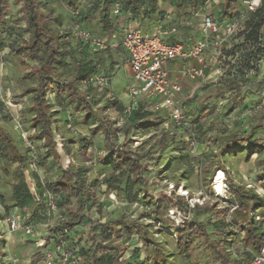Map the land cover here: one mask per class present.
I'll return each mask as SVG.
<instances>
[{
  "label": "rangeland",
  "instance_id": "1",
  "mask_svg": "<svg viewBox=\"0 0 264 264\" xmlns=\"http://www.w3.org/2000/svg\"><path fill=\"white\" fill-rule=\"evenodd\" d=\"M6 1L8 9L0 24V126L12 138L21 157L25 158V179L30 188L35 187L37 181L44 184L55 182L60 178L61 170L67 165L80 174L79 184L86 194L83 199L85 204L83 214L86 217L99 224L119 219L142 223L148 241L155 243L154 249L137 236L114 234L104 244L117 248V264H217L203 239H194L188 252L183 255L178 253L175 246L176 236L173 235L194 216L193 210L196 206L199 208L207 206L211 209L197 214V219L206 225L210 238L213 240L218 237L226 238L230 241L225 247L230 258L238 264H249L248 247L242 243V234L238 230L234 231L231 226L224 227L223 233L220 234L221 230L214 231L215 227L210 226L214 216L221 219L229 213V218L226 217L224 220L228 225L232 213H236L237 223L246 220L244 210L238 208L230 212L221 199L212 198L210 182L214 173L220 169L227 179L226 183L231 181L249 193L252 189L249 190L247 186L264 191L262 184L256 180V175L262 171L261 160L264 155L252 153L248 156L246 150L236 154L231 150L233 155L222 152L225 137L230 134L247 133L264 113V86L260 80L243 84L240 96L232 98L233 93L229 92L225 85L236 75V71L230 62L231 59L224 55V50L221 51L218 59L209 65L208 73L211 77L201 84L190 99L183 95L178 97L180 103L186 106L188 118L196 126L194 130L196 146L193 151L190 147V136L176 130L166 122V119L157 118L153 122L159 124L153 127L143 126L131 133L127 139L118 132L116 145L140 156L148 155L144 160L147 169L146 192L135 188L136 201L130 202L125 195V185L119 182L121 179L125 181L128 174L124 168L114 167L113 160L103 147L101 133L91 134L96 124L94 116L87 115L86 111L67 95L53 96L48 90L45 96L58 160L52 159L42 142L35 138L38 128L30 123L33 112L29 90L35 87L36 80L33 77L24 78L25 70L20 65L22 55L10 51L11 47L25 45L29 33L22 18L21 4L16 0ZM87 1H80L82 12ZM39 6L44 14L54 16L57 20L61 17L59 8L68 15L67 22L62 19L56 20L57 22L55 21L49 29L60 36L59 45L62 49L66 50V47L76 49L73 52L74 57L81 59V52L78 51L79 41L73 38L70 30L71 11L63 7L61 0H52L49 4L40 2ZM82 21L83 16L80 19L81 25ZM262 36L264 41V31ZM41 59L42 54L39 53L35 59L24 61L30 70L39 66ZM65 61V66L55 67L53 75L67 80L76 78L73 58H66ZM252 76L253 74H247L245 78L252 80ZM112 84L118 93L123 95L126 87L133 84V79L123 74L122 77L112 80ZM76 85L92 106L94 114L106 118L118 129L123 127L128 112L136 106L128 104L126 112L120 114L109 102L105 89H100L96 85L86 86L79 79ZM139 102L143 103L146 110H152L147 102L138 100ZM163 133L169 135L170 141L157 156L154 152ZM250 143L264 145V129L256 131ZM15 171L16 165L10 154L0 156V233L6 231L3 224L6 208L16 204L12 198ZM35 175L38 177L37 180ZM145 194L148 197H144ZM167 198L170 202L165 201L167 210L163 211L160 208L162 212L160 218L153 215L152 208L145 203L147 199L155 204L158 200ZM197 199L200 201L199 204L196 203ZM260 201L264 203V198H260ZM66 203L67 209L75 210V200ZM177 203L188 205V210L192 211L184 215L176 207ZM195 204L196 206L191 209ZM65 218L64 212H59L57 216L51 218L49 230ZM21 234L18 233L16 236L19 240L12 236L7 244L0 235V264H11V258L17 259L15 264H27L30 259L33 261L32 264L39 263L35 260L37 257L35 252L44 249L45 246L37 249L32 238ZM86 238L85 234H80L76 239H82L83 242ZM51 243L50 241V246Z\"/></svg>",
  "mask_w": 264,
  "mask_h": 264
},
{
  "label": "trees",
  "instance_id": "2",
  "mask_svg": "<svg viewBox=\"0 0 264 264\" xmlns=\"http://www.w3.org/2000/svg\"><path fill=\"white\" fill-rule=\"evenodd\" d=\"M21 4L22 18L25 22L26 31L29 33V39L22 46L11 47L10 51L16 55H22L20 60L21 67L25 70L24 78L33 77L36 80V85L29 90L32 98L31 111L33 116L30 123L33 127L38 128V134L36 139L41 141L46 148L48 155L52 156L55 161L58 160L56 147L54 143V135L51 128V120L48 111V105L45 101L46 92L50 90L52 94L56 96L67 95L69 98L75 101L76 105L83 108L87 115L94 116L95 126L91 130V134L101 133L102 143L104 149L114 162L116 169L124 168L128 174L126 180L121 179L119 182L125 185L124 191L127 199L130 202L136 201V194L134 189L138 188L142 192H146L147 189V169L144 164V160L148 155L140 156L138 154L125 151L121 146L116 145L115 139L118 132H121L124 139H127L131 133L141 129L143 126L153 127L158 122L153 121L157 118L165 120L163 114L153 111H148L144 108L143 103L139 102L132 110L128 112L127 118L121 129L114 127L113 123L104 117H99L94 114L92 106L88 102L85 96H83L77 89L76 81L79 79L81 83L87 80L95 74H101L98 72L97 67L92 65L87 59L92 54L98 55L99 53H92L85 43L79 42L81 59L74 57V49L72 47H66L62 49L59 45L60 36L52 33L49 27L55 23L56 18L44 14L40 10V2H48L50 0H16ZM81 0H62L63 5L70 11L80 9ZM207 0H172L175 7V13L181 15L196 11L198 8L204 6ZM240 0H219V11L217 13V20H234L239 19L245 15L244 20L241 23V30L238 31L233 38L231 47L223 49L224 55L231 59L232 65L236 75L225 85V88L233 93L232 98L240 96L243 90V82L247 81V73L249 71H256L257 64L263 58L264 44L262 43V30L264 28V0H261L260 5L251 12H246L245 9L237 11L235 4ZM118 4L120 7L121 16L129 14L131 19L133 16H139L143 4H146L150 10L154 11L158 5V0H95L86 5L87 17L92 13L98 11L100 16V23L104 30H111V21L115 18L111 13L112 6ZM8 9V3L6 0H0V24H2L6 11ZM146 13V12H145ZM84 13L80 10L79 21ZM1 46V45H0ZM41 53L42 59L39 66L28 69L25 59H35L37 55ZM102 53V52H101ZM66 58H73V67L75 70V77L71 79H60L53 75V70L56 66H65ZM108 78L110 76L102 74ZM237 77L239 79H237ZM261 83L264 86V77L261 79ZM92 86V85H89ZM108 88V87H107ZM107 88L105 89L107 91ZM107 93V92H106ZM109 102L114 105L116 111L120 114H124V109L117 100L110 98ZM171 125V124H170ZM264 129V113L258 117V122L249 128L247 133L242 134H230L223 139L222 152L226 154L240 153L243 150L248 152V156L252 153H256L260 156L264 155V145L251 144L250 139L253 137L256 131ZM170 141V137L167 133H163L157 143V149L154 154H159L166 148ZM232 150V151H231ZM6 153L10 154L14 164L16 165L14 184L12 185V198L15 201V205L6 208V213L9 209L16 208L21 213L27 214L29 209L33 206L34 211L28 214L32 218L44 217L45 212L38 207L33 194L30 191V186L25 179L24 162L25 158L21 157L18 150L13 144L12 138L5 132L0 126V156H6ZM262 171L256 175V180L262 184L264 188V157L261 160ZM36 180H37V175ZM81 178L79 172L74 171L71 167H66L61 170L60 178L53 183L44 184L43 182H36V188L39 194L43 191V186L50 189L53 193H60V200L56 201V205L60 210H63L66 218L53 225L50 228V233L62 232L63 229L67 230L64 239L69 240L70 244L80 234L86 235V240L83 242L79 240L78 253L81 256L84 264H117L116 247H112L109 244L104 243L112 238V236L119 233L133 237L137 236L144 243L150 244L151 248L155 246L154 242H150L147 239L146 229L142 223L136 221H126L119 219L116 221H109L108 223L99 224L93 222L89 217L83 214L85 204L83 199L86 197L84 189L79 184ZM123 180V181H122ZM42 183V185H41ZM230 199L229 203L240 208L244 211H248L250 208L255 207L259 210L260 214L264 216V203L260 201L261 197H258L253 192H247L242 190L231 181L228 182ZM119 190V187H117ZM144 197H148L145 194ZM70 200H75V210L71 211L65 207V202L68 204ZM179 200V199H178ZM167 200H158L155 204L148 199L145 201L148 207L152 208V213L157 218L162 216L161 209L167 210L165 203ZM170 202V201H168ZM180 202V201H179ZM175 204L176 207L186 215L188 205H182L181 203ZM255 204V205H254ZM161 208V209H160ZM211 210L206 207L196 206L194 216L187 220L183 228L176 230L174 236H176L175 246L179 254H186L190 245L194 239H203L215 259L217 264H238L235 260L230 258L229 252L225 249L230 241L226 238L218 237L216 240L210 238L207 227L204 223L197 219V214L200 212H206ZM192 210H190L191 212ZM5 213V214H6ZM41 213V214H39ZM229 225L224 222L225 217L218 219L217 216L213 218L211 225L215 227L214 231L223 233L224 227L236 226L238 223L236 213H232ZM246 220L242 225H238V231L243 233L242 243L253 251H258L264 245V233L263 222H254L245 214ZM85 222V223H84ZM84 223V224H83ZM83 224L82 226H80ZM80 226V228H77ZM87 226V227H85ZM117 228V229H116ZM222 232V233H221ZM50 243L48 238L43 246L47 247ZM52 245V243H51ZM154 249V248H153ZM158 251V250H157ZM250 264V260H248ZM158 264V263H156Z\"/></svg>",
  "mask_w": 264,
  "mask_h": 264
},
{
  "label": "built area",
  "instance_id": "3",
  "mask_svg": "<svg viewBox=\"0 0 264 264\" xmlns=\"http://www.w3.org/2000/svg\"><path fill=\"white\" fill-rule=\"evenodd\" d=\"M207 1L219 5V0ZM260 2L261 0L244 1L245 11H254L260 5ZM79 13V8L71 11L72 23L70 24V30L73 38L76 41L85 43L92 53L104 52L107 49V44L100 37L95 36L88 29L82 27L78 19ZM111 13L113 16L121 18L118 33L120 43L127 53V64L133 79V84L128 85L125 89L131 103L136 105L138 100H143L149 104L151 111H160L166 122L171 124L176 130L185 132L190 136V147L193 151L196 146L194 139L196 126L188 118L186 106L182 105L178 100L182 86L178 81L170 77L165 63L180 61L184 64L182 73L186 78L192 81L204 80L209 68V63L204 58L206 52L211 49V59L216 61L224 44L241 30V23L245 15L239 19L223 21H215L207 17L201 25L202 36L192 44L185 45L182 43H165L158 34H148L140 28L132 27L131 17L129 14L122 17L118 4L112 6ZM109 82L110 78L102 74H95L83 81L82 84L86 86L96 85L100 89H106L109 86ZM226 182L227 179L223 171L217 170L210 182L212 190L210 195L213 199H221L224 202L223 205L228 206L230 212H233L237 207L229 203L230 194L228 183ZM247 188H250L249 190L252 189L251 192L258 197L264 198V191H258L251 186H247ZM30 191L38 207L45 212L46 220L41 224L45 231V236L40 237L35 229L37 223L34 218L21 213L16 208L9 209L5 214L3 224L6 231L10 234L22 233L25 237L32 238L37 249L43 247L46 239L49 238L52 245L43 252L39 264H84L78 253L80 246L78 242L80 239H75L70 244L69 240L64 239L67 230L63 229L62 232L50 233L51 218L57 216L60 212L56 205V201L60 200V193L55 194L44 186L41 194H39L36 186L30 188ZM196 203H200L199 199H197ZM202 205L203 203L200 204V206ZM195 206L196 204L192 205L191 209ZM244 212L252 221L263 222L262 229L264 233V216L260 214L259 210L252 207L247 212ZM229 216L230 213L226 215L227 218ZM242 223L231 226V229L237 232V226L242 225ZM241 234L243 236V233ZM248 253L250 264H264V245L258 251L248 248ZM10 262L15 264L17 259L11 258Z\"/></svg>",
  "mask_w": 264,
  "mask_h": 264
},
{
  "label": "crops",
  "instance_id": "4",
  "mask_svg": "<svg viewBox=\"0 0 264 264\" xmlns=\"http://www.w3.org/2000/svg\"><path fill=\"white\" fill-rule=\"evenodd\" d=\"M51 1L52 0L43 3L49 4L51 3ZM91 1H95V0H88L83 5L84 11L82 13L84 14L82 15L83 16L82 27L90 30L96 36L100 37L107 44V49L104 52L99 53L98 55L92 54V56L88 57L87 59L91 62L92 65H95L97 67L99 73L110 76V82L106 95L109 96V99L114 98L115 100H117L119 104L124 109H126V106L128 104H131V100L129 96L126 94V92L123 95H120V93H118V91L112 86L113 85L112 80L117 79V77L120 76L122 77L123 74L126 77L131 76L130 68L129 65L127 64V53L125 52V50L123 49L120 43V38L118 33L119 25L121 23V18L118 17L111 21V30L108 31L104 30L102 24L100 23V16L98 11L92 13L89 17H87V14L85 13L86 5ZM244 1L246 0H240L235 4V8L237 11H242L243 9H245L243 3ZM63 7L65 8L64 5ZM59 9L61 10L60 11L61 17H59V19L56 20L59 21L60 19H62L67 22L68 19L66 20V16L68 15L65 14L61 8ZM218 11H219V5L206 1L203 7L198 8L194 12H190L189 10H187L186 11L187 14L182 13L181 15H177L175 13V7L174 4L172 3V0H158V5L154 11L150 10L146 4H143L140 15L133 16L131 20V26L135 28H140L148 34H158L160 39L168 44L182 43L185 45H190L202 36L201 25L205 20V18L210 17L211 19L216 21ZM263 31L264 28L262 32ZM262 43L264 44V41ZM231 45L232 42L230 41L226 42L222 47L221 51L223 49L231 47ZM78 51H80V49ZM211 52H212L211 49L208 50L204 57L205 61L209 62V65H212L215 62L211 59ZM183 66L184 64L181 63L180 61H171L165 63V67L169 70L170 77L173 80L178 81L182 86L180 95L186 96V98L190 99L192 94H194L198 90L201 84L207 81L211 77V74L208 73L207 71L204 80L192 81L183 75L182 73ZM247 74L248 75L253 74L252 80L247 79V81L243 82V84L249 82L252 83L255 80H260L261 82V79L264 77V52H263V58L257 64L256 71L251 70ZM237 79L239 78L237 77ZM52 95L55 96L54 94ZM32 211H34L33 206L29 209V211H27L28 213L26 215L31 214ZM60 212H63V210H60ZM45 220H46L45 216L38 217L36 219V221L38 222L37 225L35 226V229L38 231L40 237L45 236V231L41 226V224ZM15 234H10L7 231H1L0 233L1 239H3L6 244L8 243L9 239L12 236L18 239V237H16L18 236V233ZM49 246L50 245H48V247ZM48 247H45L44 249H39L37 253L35 252V254H37V257H35L36 262L39 261L40 263L42 254ZM32 263L33 261L31 259L27 262V264H32Z\"/></svg>",
  "mask_w": 264,
  "mask_h": 264
}]
</instances>
